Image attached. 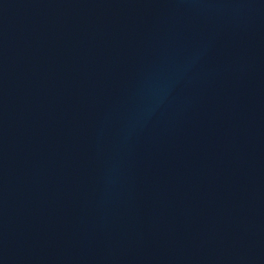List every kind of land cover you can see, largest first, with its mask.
Listing matches in <instances>:
<instances>
[{
  "label": "water",
  "instance_id": "obj_1",
  "mask_svg": "<svg viewBox=\"0 0 264 264\" xmlns=\"http://www.w3.org/2000/svg\"><path fill=\"white\" fill-rule=\"evenodd\" d=\"M0 264H264V0H0Z\"/></svg>",
  "mask_w": 264,
  "mask_h": 264
}]
</instances>
